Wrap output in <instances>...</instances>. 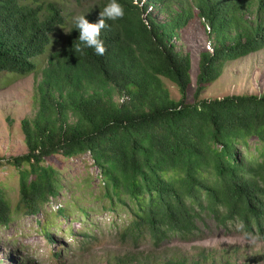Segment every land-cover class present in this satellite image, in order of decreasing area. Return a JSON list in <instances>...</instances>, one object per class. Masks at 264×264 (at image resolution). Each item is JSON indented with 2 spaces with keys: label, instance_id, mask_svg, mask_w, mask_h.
Returning <instances> with one entry per match:
<instances>
[{
  "label": "trees",
  "instance_id": "16d2710c",
  "mask_svg": "<svg viewBox=\"0 0 264 264\" xmlns=\"http://www.w3.org/2000/svg\"><path fill=\"white\" fill-rule=\"evenodd\" d=\"M150 1L156 13L168 11L164 21L148 17L146 25L132 0H117L125 15L106 21L105 55L74 52L75 22L64 47L49 55L36 85L37 111L20 122L27 152L0 163L16 175L15 211L36 215L59 196L61 174L49 160L88 156L101 183L96 200L123 239H150L154 247L191 242L208 219L224 231L243 221L264 237V95L199 99L220 77L221 62L264 48V0ZM108 3L97 0L85 18L97 22ZM195 19L209 28L213 48L199 54L188 102L191 58L174 40ZM63 24L54 1L0 0V73L35 72L32 59ZM162 79L177 88L178 100ZM10 209L0 186V224L10 221ZM53 215L66 219V207L57 205ZM39 224L51 239L48 225Z\"/></svg>",
  "mask_w": 264,
  "mask_h": 264
},
{
  "label": "rangeland",
  "instance_id": "374dc122",
  "mask_svg": "<svg viewBox=\"0 0 264 264\" xmlns=\"http://www.w3.org/2000/svg\"><path fill=\"white\" fill-rule=\"evenodd\" d=\"M40 1H54L62 11L64 24L50 35L51 41L45 52L32 59L35 72L24 76L0 73V163L27 152L20 122L32 118L37 111L36 85L42 70L49 55L64 47L74 18L84 15L97 0ZM177 1L172 0L173 3ZM157 12L156 19L164 21L168 11L162 8ZM205 31L202 21L195 19L174 40L176 50L189 54L191 58L188 102H193L199 54L207 52L208 41L213 48V41ZM220 65V77L207 85L199 99L264 95V48ZM162 81L170 97L178 100L177 88L166 79ZM47 164L61 174L62 190L52 200L53 204L33 216L15 211L18 196L16 175L13 168L0 164V186L11 207L10 221L0 224V264H264V240L258 247L252 246L241 238L235 226L224 231L210 219L199 226L202 236L191 242L170 239L154 247L150 239L138 244L123 239L120 230L114 226L117 224L113 223L112 215L102 211L103 203L96 200L101 183L98 170L88 156L61 163L51 159ZM57 205L66 207V219L53 215ZM39 223L48 225L51 239L43 236ZM84 233H89L91 239L83 240Z\"/></svg>",
  "mask_w": 264,
  "mask_h": 264
},
{
  "label": "clouds",
  "instance_id": "9594fccd",
  "mask_svg": "<svg viewBox=\"0 0 264 264\" xmlns=\"http://www.w3.org/2000/svg\"><path fill=\"white\" fill-rule=\"evenodd\" d=\"M124 15L123 6L117 0H109V3L100 12L97 22L90 23L85 15L75 17L74 22L76 29L79 30V38L78 43L74 45V52L83 54L85 49L91 48L96 55H105L107 49L100 36L102 30L109 27L106 21H116L122 19ZM235 230L240 233L244 241L252 246L258 247L260 242L264 240V237H261L259 233L248 232L243 221L236 222Z\"/></svg>",
  "mask_w": 264,
  "mask_h": 264
},
{
  "label": "built area",
  "instance_id": "2783aa9c",
  "mask_svg": "<svg viewBox=\"0 0 264 264\" xmlns=\"http://www.w3.org/2000/svg\"><path fill=\"white\" fill-rule=\"evenodd\" d=\"M132 2L139 8L142 20L146 25H148V17H154L157 14L154 4L150 0H132ZM205 30L209 31V28L205 26ZM206 50L207 52L212 53L210 41H208L206 44Z\"/></svg>",
  "mask_w": 264,
  "mask_h": 264
}]
</instances>
